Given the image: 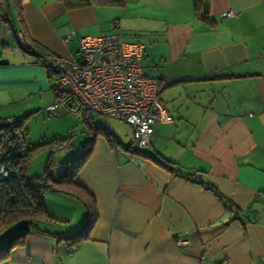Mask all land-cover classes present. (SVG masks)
I'll use <instances>...</instances> for the list:
<instances>
[{"label": "crops", "instance_id": "crops-1", "mask_svg": "<svg viewBox=\"0 0 264 264\" xmlns=\"http://www.w3.org/2000/svg\"><path fill=\"white\" fill-rule=\"evenodd\" d=\"M208 3L211 24L194 17L190 0L74 9L20 0V18L11 0L0 4L1 120L29 118L52 104L46 65L76 54L69 33L107 35L114 22L125 41L142 45L141 68L158 79L169 118L153 124L148 148L135 150L114 129L116 119L93 113L106 128L99 129L88 115L97 133L75 176L95 203L88 239L70 251L62 238L81 227L82 205L45 193L53 221L37 222L3 264H264V0ZM229 11L234 17H222Z\"/></svg>", "mask_w": 264, "mask_h": 264}, {"label": "built area", "instance_id": "built-area-1", "mask_svg": "<svg viewBox=\"0 0 264 264\" xmlns=\"http://www.w3.org/2000/svg\"><path fill=\"white\" fill-rule=\"evenodd\" d=\"M222 17L232 18L234 13L229 11ZM113 29L98 37L69 33L67 40L75 38L78 49L70 58H51L47 63L56 101L45 107V112L60 116L75 109L89 126L90 113L104 120L122 121L130 128L133 143L146 149L152 140L153 124L169 118L159 100L158 79L146 76L141 68L142 45L125 41L118 22L113 23ZM17 39L26 47L21 34ZM18 143L23 144V140ZM4 147L0 135V157ZM8 175L0 163V180ZM175 243L182 246L187 240L176 239Z\"/></svg>", "mask_w": 264, "mask_h": 264}, {"label": "trees", "instance_id": "trees-1", "mask_svg": "<svg viewBox=\"0 0 264 264\" xmlns=\"http://www.w3.org/2000/svg\"><path fill=\"white\" fill-rule=\"evenodd\" d=\"M58 1L62 2L68 9L94 4L111 6L121 5L123 3V0ZM190 1L193 5L194 17L206 24H211L212 21L209 17L208 0ZM1 3H6V0H0V4ZM11 3L14 14L17 18H20V0H11ZM29 48L31 47L29 46ZM36 49L43 53L39 47H36ZM55 101L56 99L54 98L53 102ZM27 118L11 121L0 119V135H2V142L5 145L2 156L0 157V163L3 164L9 172L7 178L0 180V235L3 234L0 239V264L7 262L10 259L12 251L20 248L24 244L25 238L33 229H36L37 222L53 221L51 217L48 216L41 200V196L45 193L54 191L61 192L73 197L82 205L84 217L81 227L68 237L62 238V240L67 242L70 251L74 250L80 243L88 239V235L97 219L94 199L85 188L75 182L77 172L81 169L92 152L96 137L94 133H97L89 117L87 116V121H90V126L86 124L85 120H82L90 130L88 132L90 136L89 140L80 147L83 153L77 159L67 162L56 179L51 178L49 174V167L51 165H47L41 175L34 177H28L27 175L29 167L27 161L30 157V152L33 151L23 149L24 139L21 132L26 124ZM103 135L106 139H109V136L106 135L104 131ZM19 139L23 140V144L18 143ZM43 146L44 145H40L38 148ZM154 161L159 167L166 170L173 177L180 176L174 168L170 167L161 159H156ZM208 189L225 205L228 211L233 210L232 205L226 202L216 189L213 187H209ZM13 226H16L15 230L7 232V230L11 229Z\"/></svg>", "mask_w": 264, "mask_h": 264}, {"label": "rangeland", "instance_id": "rangeland-1", "mask_svg": "<svg viewBox=\"0 0 264 264\" xmlns=\"http://www.w3.org/2000/svg\"><path fill=\"white\" fill-rule=\"evenodd\" d=\"M68 47L74 52L78 49L77 43L75 42L69 44ZM58 101L62 103L63 99H59ZM72 108L74 109V107ZM81 115V112L75 111L74 109L71 113H62L60 117H57L56 115L45 112V106H42L39 111L27 119L21 134L24 139L23 149L33 150L30 152V157L27 161L29 165L28 177L41 175L47 165H51L49 167V174L58 177L67 162L73 161L81 156L83 151L80 147L90 137L88 134L90 130L82 122ZM89 115L95 121L94 125L96 127L106 129L99 116L93 113ZM115 122L114 129L119 128L122 131L124 141L127 138L133 149L136 150L137 146L131 140L128 126L120 121L115 120ZM40 145L44 146L38 148ZM45 202L43 205L50 217L48 209L51 206H49L47 201ZM52 205L56 207V204L53 202ZM15 228L16 226H13L7 232H12ZM2 235H0V239Z\"/></svg>", "mask_w": 264, "mask_h": 264}, {"label": "clouds", "instance_id": "clouds-1", "mask_svg": "<svg viewBox=\"0 0 264 264\" xmlns=\"http://www.w3.org/2000/svg\"><path fill=\"white\" fill-rule=\"evenodd\" d=\"M18 40V39H17Z\"/></svg>", "mask_w": 264, "mask_h": 264}]
</instances>
